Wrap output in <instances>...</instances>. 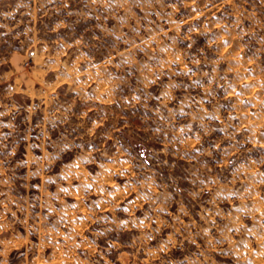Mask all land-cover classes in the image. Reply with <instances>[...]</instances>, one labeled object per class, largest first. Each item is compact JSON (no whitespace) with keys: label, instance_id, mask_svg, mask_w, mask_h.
I'll list each match as a JSON object with an SVG mask.
<instances>
[{"label":"rangeland","instance_id":"rangeland-1","mask_svg":"<svg viewBox=\"0 0 264 264\" xmlns=\"http://www.w3.org/2000/svg\"><path fill=\"white\" fill-rule=\"evenodd\" d=\"M0 264H264V0H0Z\"/></svg>","mask_w":264,"mask_h":264}]
</instances>
